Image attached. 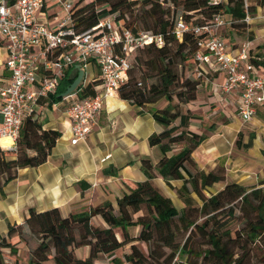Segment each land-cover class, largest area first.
<instances>
[{"label": "trees", "instance_id": "trees-1", "mask_svg": "<svg viewBox=\"0 0 264 264\" xmlns=\"http://www.w3.org/2000/svg\"><path fill=\"white\" fill-rule=\"evenodd\" d=\"M263 5L264 0H217L216 3L212 0H73L71 16L77 32H84L100 18L113 14L117 21L134 32L150 30L164 36L163 45L139 49L144 52L143 56H136L140 76L137 77L130 66L127 80L117 90L120 99L140 107L141 111L160 99L167 101L165 106L150 111L163 130L152 133L148 143L157 145L162 155L154 164L146 158L141 160L144 180L122 179L126 191L116 199V208L105 201L66 216L56 207L43 211L29 208L22 223L8 222L6 235H0V264H7L3 250L16 253L17 244L26 242L29 235L36 243L30 249L28 264H94L99 256L126 244H129V251L123 257L129 264H171L176 253L179 257L184 254L201 257L200 264H242L247 246L264 239V190L226 182L217 192L209 196L204 194L206 188L225 180L224 167L218 165L205 171L192 156L205 139V134L189 128L191 120L198 117L188 108L197 97L200 83L195 76L196 35L185 32L178 40L171 31L180 17L186 22L203 23L220 11L232 17L231 27L235 28L245 24L246 13L253 16ZM178 10L181 11L179 15ZM254 49L251 44L248 61L264 71V57ZM72 70V75L67 71L62 77L51 101L63 99L59 95L78 73L74 67ZM99 84L100 81L80 84L74 92L80 98L94 95ZM60 136V131L44 128L39 112L26 116L16 149L0 147V195H4V186L16 177L20 168L44 163ZM253 139L252 134L245 146L250 147ZM155 178L163 179L175 190L183 203L180 209L159 189ZM171 180H181L182 184L174 188ZM95 215L101 216L106 226L93 225L91 218ZM235 220L242 226L232 233L230 226ZM133 226L139 227L136 236L128 232ZM117 228L121 231V239L116 235ZM181 231L186 235L182 245L177 242ZM197 236L204 239L208 248L198 251L188 248V243ZM136 242L146 243L147 254ZM80 246L89 247L84 258L74 255V248ZM235 246L243 249L241 254L233 251ZM165 248L170 252L163 251ZM184 263L189 262H181Z\"/></svg>", "mask_w": 264, "mask_h": 264}, {"label": "crops", "instance_id": "crops-1", "mask_svg": "<svg viewBox=\"0 0 264 264\" xmlns=\"http://www.w3.org/2000/svg\"><path fill=\"white\" fill-rule=\"evenodd\" d=\"M263 14L264 5L257 8L251 20ZM38 15L48 27L55 28L63 17V12L56 2L47 0ZM233 29L224 27L219 33L230 50L236 53L241 41L230 42L236 37ZM259 34L261 32L251 39L252 45L257 42ZM4 55V50L0 49V75L7 74L2 66ZM72 67L75 68V65ZM82 68L84 73L81 84L100 81V70L94 61H89ZM70 69L71 67L66 69V72L69 71L72 75L73 70ZM260 74L264 76V71ZM208 78L207 82L199 86L196 99L188 105L198 116L191 120L189 128L196 133L205 134V139L197 146L192 156L201 168L206 167L209 160L213 161L212 164L214 161H224L228 169L233 171L235 167H242L252 155L255 159L261 157L258 149L263 148L261 138L264 136V104L257 106L255 114L248 121L257 130L253 143L248 148L249 152L236 154L232 152V145L244 124L236 113L237 93L226 94L220 90L219 85L224 81L222 73L213 72ZM99 88L100 84L96 86V90ZM66 107L67 101L63 98L56 101V105L49 104L38 111H47L42 118L44 128L56 129L60 131L61 136L56 140L44 163L36 167L20 168L16 177L4 186V195H0V235H6L8 222L22 223L28 216L29 208L43 211L56 207L63 216L73 211L87 210L105 201L111 202L116 208V199L126 191L122 179L144 180L141 160L146 158L154 164L161 157L160 148L148 143V137L152 133L163 130L150 112L159 107L156 103L148 104L141 111L140 107L120 99L116 93L103 106L86 140L77 144L70 143V122ZM177 149L178 147L173 152ZM236 155L237 159L234 160ZM243 177L247 179L250 175ZM154 182L173 200L175 191L163 179L155 178ZM177 182L179 180H171L170 184L176 187ZM236 182L239 183L240 180ZM91 222L95 226H106L99 215L93 216ZM131 228L134 229L133 232ZM137 231L138 226L128 228L131 236H136ZM116 235L119 239L122 238L118 228ZM35 243L36 240L29 235L26 242L17 244L16 253L4 249L7 264H28L30 249ZM128 251L129 244H126L112 253L99 256L94 264H129L123 257ZM73 252L76 257L84 258L89 253V247L80 246L74 248Z\"/></svg>", "mask_w": 264, "mask_h": 264}, {"label": "built area", "instance_id": "built-area-1", "mask_svg": "<svg viewBox=\"0 0 264 264\" xmlns=\"http://www.w3.org/2000/svg\"><path fill=\"white\" fill-rule=\"evenodd\" d=\"M46 1L0 0V49L5 52L2 66L7 71L0 75V140L10 139L6 146L0 142L3 149H16L26 116L49 104L56 105L51 96L66 69L94 61L100 70V88L96 93L80 98L73 92L63 97L67 101L70 143L84 142L107 100L127 80L135 52L164 43L162 34L150 30L134 32L113 14L100 18L88 30L77 32L71 16L73 0H53L61 7L63 17L55 28H50L38 15ZM251 18L246 13L243 21L249 22ZM232 23V17L220 11L203 23L186 22L180 17L171 32L178 40L185 32L196 35L194 61L199 86L208 81L209 74L222 73L220 90L237 93L236 113L246 123L257 106L264 104V76L248 61L251 40L241 42L233 53L220 35V29L231 27Z\"/></svg>", "mask_w": 264, "mask_h": 264}, {"label": "rangeland", "instance_id": "rangeland-1", "mask_svg": "<svg viewBox=\"0 0 264 264\" xmlns=\"http://www.w3.org/2000/svg\"><path fill=\"white\" fill-rule=\"evenodd\" d=\"M90 1V0H88ZM250 1V0H249ZM173 9V7H171ZM181 13L180 10H178V15ZM125 18H128V15H125ZM194 18H199L198 16H194ZM234 32L236 34V37H234L230 42L234 41H245V40H251L255 38V35L259 32L258 40L257 42H254V47L255 49L253 50L256 54L264 57V18L259 17L255 18L254 20H250L249 22H245L244 25L235 27ZM257 32V33H256ZM236 39V40H235ZM144 52L142 51H136L135 54L132 57L131 60V70L135 71L137 74V77L140 76V73L137 72V68L139 67V63L136 61V56H143ZM141 70H145L143 67H141ZM157 106L163 107L167 104V101L165 99H160L159 101L156 102ZM64 109V107H62ZM47 109V108H46ZM46 110H42L39 112V118L42 119L44 118V115L46 114ZM216 116V115H212ZM219 117V115L217 116ZM220 118V117H219ZM242 129L237 133L235 141L232 145V152L241 153V152H249L248 148L246 147L245 144L249 142V138L253 134L255 137L257 134L256 128L252 127L251 123H244L241 127ZM239 139V142L237 143V140ZM262 146L263 148L258 149V152H261V157L260 159H255V156H251L246 160V162L242 165V167L238 168L235 167L233 171H230L231 168L228 169L227 165L225 164L224 161H208L206 163V167H203L202 169L205 171H209L211 168L214 166L222 165L224 167V172H225V180L223 182H218L213 184L211 187H208L204 190V194L206 196H209L218 190H220L226 182H236V180H240V184H243L246 187H252V186H257L261 187L264 190V187H262L261 182L264 181V136L261 138ZM253 143V140H252ZM251 143V145H252ZM236 155L234 157V160L237 159ZM199 166V165H198ZM200 167V166H199ZM201 168V167H200ZM249 174L250 177L247 179H244L246 177H243L244 175ZM180 182V183H179ZM177 182L178 186L174 188H178L181 186L182 181L179 180ZM264 184V183H263ZM174 190L173 188H171ZM171 190V191H172ZM169 191V193L171 192ZM175 191V190H174ZM194 197H196L194 195ZM173 204L180 209L183 206V203L179 200V198L176 195V192L173 194ZM197 203L200 204V201L197 200ZM198 221H201V219H198ZM241 223L238 220H235L231 223V229L232 233L236 230L241 228ZM139 230V227H138ZM131 231L133 232L134 229L131 228ZM138 233V231H137ZM186 235L184 236V232L181 231L179 232L177 236V242L179 244H183L185 241ZM137 245L140 247V249L147 254V245L144 242H136ZM192 247L194 250H203L204 248H208V245L204 244V239L200 238L199 236L194 237L189 243H188V248ZM248 251H246V254L243 256L242 264H264V239L260 240L259 242H256L252 245L247 246ZM166 253H169L170 250L165 248L163 249ZM233 251L236 252L237 254H241L243 249L239 246H235L233 248ZM4 255H6V252H4ZM245 253V252H244ZM194 261L196 262L195 264H200L202 263V258H194L192 256H187V254H184L183 256H178V253H176L175 257L173 258L171 264H181V262H189L188 264H191V262ZM186 264V263H184Z\"/></svg>", "mask_w": 264, "mask_h": 264}, {"label": "water", "instance_id": "water-1", "mask_svg": "<svg viewBox=\"0 0 264 264\" xmlns=\"http://www.w3.org/2000/svg\"><path fill=\"white\" fill-rule=\"evenodd\" d=\"M75 68L77 69V76L74 78V80L67 86V88L65 89L64 92H62L59 96L60 97H66L68 95H70L71 93H73L77 87L81 84L82 80H83V73L84 70L83 68L80 66V64H76Z\"/></svg>", "mask_w": 264, "mask_h": 264}, {"label": "bare ground", "instance_id": "bare-ground-1", "mask_svg": "<svg viewBox=\"0 0 264 264\" xmlns=\"http://www.w3.org/2000/svg\"><path fill=\"white\" fill-rule=\"evenodd\" d=\"M0 142H1V144H2L3 146H6V145H8V144L10 143V139H9V138H2V139L0 140Z\"/></svg>", "mask_w": 264, "mask_h": 264}]
</instances>
